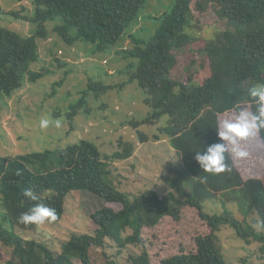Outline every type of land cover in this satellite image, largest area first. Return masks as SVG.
<instances>
[{
    "label": "trees",
    "instance_id": "trees-1",
    "mask_svg": "<svg viewBox=\"0 0 264 264\" xmlns=\"http://www.w3.org/2000/svg\"><path fill=\"white\" fill-rule=\"evenodd\" d=\"M16 1L30 2L34 6L33 15L7 12L1 4L0 15L35 23L38 28L26 37L0 25V108L27 81L36 83L51 73L46 67L32 69V64L41 58L37 40L49 38L48 22L59 20L52 32L69 45L78 41L92 44L93 54H106L118 48L129 34L132 47L118 48L117 52L125 60H131L119 70L128 75V80L115 84L97 76L90 78L88 91L81 92V97L65 113L70 130L75 129L76 117L92 114L87 96L91 92L97 97L135 83L151 113L126 123L137 130L142 143L166 137L176 153L177 163L167 178L170 191L165 196L148 190L130 199V194L106 180L104 168L110 161L131 158L136 148L132 141L121 140V150L112 155H103L94 142L83 139L63 149L0 157V204L4 221L10 226L7 229L0 224V242L12 248L11 258L5 264H93L91 250L104 248L107 240L120 250L129 245L144 246L145 230L157 228L166 217L185 220L188 211L197 213V219H190L194 226L204 224L202 229L187 231L194 240L195 250L164 258L160 264H227L217 242L218 232L227 225L247 244L261 243L264 253V182L256 177L245 179L230 152L226 153V163L231 171L220 174L205 172L194 159L196 152L206 151L209 145L220 142L216 128L221 116L237 112L242 106L255 111L248 90L264 83V0H174L169 11L159 16L142 15L151 0ZM193 4L201 14L212 7L224 22L219 34L198 50L210 67V76L202 83L194 81L197 69L189 71L185 81L172 78L178 56L191 50L193 43L187 32L194 20ZM145 19L157 25H153L155 32L147 38L144 37L147 28L130 34ZM195 63L192 60L191 66ZM200 65L202 68L203 64ZM63 81L55 83L54 88ZM106 106L103 104L99 109ZM61 115L55 113V117ZM163 118L166 124L153 138L139 129L142 125L160 124ZM250 141L264 148V132ZM26 189H31L39 199L32 201L25 197ZM72 191H89L109 203L120 204L122 209L117 211L107 206L94 212L92 219L97 227L94 234H73L63 244L61 253L15 233L17 229L37 230L36 225L18 222V217L37 203L55 208L57 220L50 223H59L65 214L66 197ZM219 198L238 203L245 198L251 209L247 212H257L259 218L248 224L229 211L223 215L206 213L203 203ZM239 206L244 209L242 202ZM256 223L262 232L255 230ZM128 229L132 230L131 234H126ZM129 262L153 264L147 249L130 255Z\"/></svg>",
    "mask_w": 264,
    "mask_h": 264
},
{
    "label": "rangeland",
    "instance_id": "rangeland-1",
    "mask_svg": "<svg viewBox=\"0 0 264 264\" xmlns=\"http://www.w3.org/2000/svg\"><path fill=\"white\" fill-rule=\"evenodd\" d=\"M173 2L174 0H151L142 15H162L169 11ZM0 4L7 12L14 11L29 16L34 12V6L28 1L0 0ZM192 6L194 20L191 21L187 32L191 35L193 43L191 50L178 56L179 62L172 71V78L185 81L188 72L197 69L199 72L194 75V81L202 83L210 76V67L207 60L198 54V50L204 47L207 40L219 34L224 22L214 13L212 7L201 14L195 10L194 4ZM57 23L60 21H50L46 24L50 32L49 38L37 40L41 58L40 61L32 64L33 70L46 67L51 73L36 83L27 81L24 87L16 91L0 108V157L63 149L83 139L94 142L103 155H112L115 151L121 150L119 144L121 140L132 141L136 145L134 155L128 160L110 161L104 168L106 180L120 191L130 194L132 196L130 199L140 197L148 190H154L160 196H165L170 191L167 178L172 175L176 167V153L164 136L159 141L151 139L146 143L140 142L137 130L126 123L133 119L141 120L151 113V109L143 102L142 90L135 83L97 97L93 92L88 93L93 108L92 114L76 117L73 131L70 130L65 114L71 103L81 97V92L88 91L90 78L97 76L106 83L115 84L128 80V75L121 74L119 70L131 60H125L124 56L121 57L117 52L132 47L130 35H126L125 40L120 43L119 50L115 48L106 54H93L92 44L78 41L74 45H69L52 32ZM0 25L26 37L33 35L38 28L35 23L16 19L7 14L0 15ZM153 25L157 26L145 19L131 30L130 34L147 28V34L144 35L146 37L152 32ZM154 32L155 29L150 36ZM192 60H196L194 66H191ZM200 64H203L202 68ZM61 80H64L62 85L54 88V84ZM103 104L107 106L104 110H100L99 106ZM57 112L62 113L59 118L55 117ZM236 113V111L229 112L221 116V120L232 118ZM42 119L49 121L47 128L40 126ZM57 120L60 121V127H56ZM165 124L166 118H163L160 124L142 125L139 129L153 138L159 133L158 129ZM250 140L242 145L248 156L234 159L245 179L256 177L264 182V148ZM242 194L244 193L240 192V195ZM178 196L182 197L180 194ZM241 202L246 211L239 206ZM107 206L117 211L122 209L120 204L109 203L89 191H72L66 197L65 214L59 223L46 222L39 225L37 230L17 229L15 233L25 240H36L51 251L61 253L63 244L73 234H94L97 227L92 214ZM203 208L206 213L212 215H223L225 211H229L234 217L248 224H253V221L259 218L257 212L250 213V203L245 198H242L240 203L226 199L224 202L222 198L214 202L206 201L203 203ZM248 210L250 211L247 212ZM188 212V220L176 221L172 217H166L157 228L145 230L144 246L129 245L120 250L113 241L107 240L104 248L91 250L92 263L131 264L130 255L139 254L143 249H147L152 263L160 264L164 258L194 251L196 248L194 240L187 231L190 228L202 229L204 224L194 226L190 219L192 217L197 219V213ZM4 215L0 204V224L10 229L9 224L4 221ZM254 228L257 232L263 231L257 223L254 224ZM131 233V229L126 232V234ZM217 237L227 264L264 263L261 243L254 241L247 244L238 237L231 225L222 226ZM11 253L12 248L0 242V264H5L10 259Z\"/></svg>",
    "mask_w": 264,
    "mask_h": 264
},
{
    "label": "clouds",
    "instance_id": "clouds-1",
    "mask_svg": "<svg viewBox=\"0 0 264 264\" xmlns=\"http://www.w3.org/2000/svg\"><path fill=\"white\" fill-rule=\"evenodd\" d=\"M248 94L254 100L255 111L242 106L234 117L222 119L216 128L220 142L209 145L206 151L195 153L194 159L205 172L220 174L231 171L226 163V153L230 152L236 159L246 158L248 152L243 149V143L264 132V83L253 85L248 90ZM48 125L47 119L41 120L42 128H47ZM56 127H60L59 120L56 121ZM23 195L32 201L39 199L31 189H26ZM55 220H57L56 209L44 203L35 204L18 217V222L36 226Z\"/></svg>",
    "mask_w": 264,
    "mask_h": 264
}]
</instances>
